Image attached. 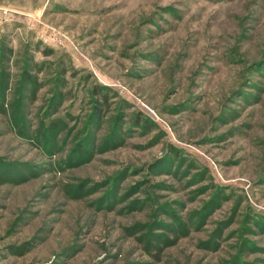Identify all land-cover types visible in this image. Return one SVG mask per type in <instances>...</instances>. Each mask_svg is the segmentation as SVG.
<instances>
[{
  "label": "rangeland",
  "instance_id": "rangeland-1",
  "mask_svg": "<svg viewBox=\"0 0 264 264\" xmlns=\"http://www.w3.org/2000/svg\"><path fill=\"white\" fill-rule=\"evenodd\" d=\"M0 264H264V0H0Z\"/></svg>",
  "mask_w": 264,
  "mask_h": 264
},
{
  "label": "trees",
  "instance_id": "trees-1",
  "mask_svg": "<svg viewBox=\"0 0 264 264\" xmlns=\"http://www.w3.org/2000/svg\"><path fill=\"white\" fill-rule=\"evenodd\" d=\"M155 248H156V249H158V250L160 249V248H159V247H157V246H155Z\"/></svg>",
  "mask_w": 264,
  "mask_h": 264
}]
</instances>
